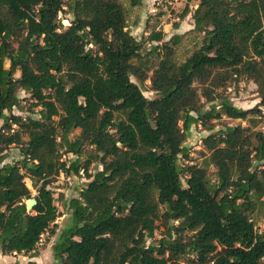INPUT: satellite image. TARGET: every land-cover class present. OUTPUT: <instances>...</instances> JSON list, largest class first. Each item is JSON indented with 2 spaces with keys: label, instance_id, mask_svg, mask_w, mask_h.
Listing matches in <instances>:
<instances>
[{
  "label": "trees",
  "instance_id": "obj_1",
  "mask_svg": "<svg viewBox=\"0 0 264 264\" xmlns=\"http://www.w3.org/2000/svg\"><path fill=\"white\" fill-rule=\"evenodd\" d=\"M67 1L72 19L63 26L64 0H0V252L34 253L54 234L51 178L83 169L88 181L68 200L51 264H264V232L241 203L264 193V132L255 128L264 118V0H195L193 29L202 38L183 61L173 57L180 37L159 43L160 30L144 50L118 0ZM132 76L140 85L148 79L155 97ZM241 76L256 84V105L220 97L203 108L200 97L214 101ZM19 90L39 118L12 113ZM222 116L246 125L208 134L202 162H189L190 125L210 130ZM12 145L22 158L5 163ZM86 145L91 158L79 164ZM66 155L75 158L67 163ZM92 160L101 169L91 174ZM25 178L37 200L29 211ZM159 225L162 236L146 244Z\"/></svg>",
  "mask_w": 264,
  "mask_h": 264
},
{
  "label": "rangeland",
  "instance_id": "obj_2",
  "mask_svg": "<svg viewBox=\"0 0 264 264\" xmlns=\"http://www.w3.org/2000/svg\"><path fill=\"white\" fill-rule=\"evenodd\" d=\"M118 1L122 3L126 12L127 26L125 29L130 33H135L136 35L134 37L137 40H142L144 50L149 46V44L146 42V36L151 31V29H147L145 27V19H147L151 25H153L152 28H158L164 32L163 40H170V38L177 32L174 29L175 26L183 23L184 27L181 30L179 29V42L173 46V57L177 61H183L200 45L202 33L196 32L193 29H188L189 27H187L188 25L186 24L192 22L190 19L191 17H189V13H192L197 1L192 0L188 3L190 8L184 17H181L180 14L187 3V0H141L140 4L135 6L130 5L129 0ZM67 10L68 1L64 0L63 11L59 12L58 14L63 26L68 25L72 19V14H70ZM159 12H162L163 15H161L160 18H156ZM144 32H146V34H144ZM156 54L157 52L153 53L152 57H155ZM18 74L19 73L16 72L15 76H18ZM131 79L140 85L136 78L132 76ZM140 86L146 98L152 99L155 97L153 91L149 89L148 79H146ZM216 92L217 97L212 102H207L203 97H200V103L204 109H206L212 103H219L220 97H225L233 105L244 109L251 108L259 102L256 84L251 79L244 76L238 77L235 80H231L225 87L217 89ZM18 95L20 99L19 105L12 109V113L18 114L22 117L31 116L33 118H39V108L31 106L32 99L30 95L23 92L22 90L18 91ZM30 108L32 110H30ZM261 108L264 109L263 106ZM181 124L182 121H179V125ZM208 124L213 125L212 129L206 130L200 122L191 124L189 131L185 136L183 146L188 148L189 162L191 163L200 164L202 162V156L200 154V151L204 150L202 138L206 137L210 133L215 132L216 130L223 128L225 125H246V122L240 119H231L226 116H222L220 119L211 120ZM255 128L256 130H262L264 132V118L261 119ZM78 133L79 129H75L70 134V137L72 138ZM23 138L25 139L26 135H23ZM92 152V147L86 145L83 148L82 155L79 157V164H83L86 159L91 158ZM3 156V162L5 163L19 162L22 158L19 147L13 145L4 150ZM74 158L75 156L72 155L62 156V159L66 160L67 163L69 160ZM180 163H185L184 159H180ZM98 169H101V165H99L96 160H92L88 166V172L92 174ZM208 169L211 178L214 179V167L210 166ZM51 180L52 181L49 187L53 192V197L55 199L54 204L57 206L59 212V216L55 220V233L52 235L45 233L41 237L37 250L34 253H29L26 255L29 257L43 255L46 258L44 264H51L53 262L52 244L56 240L58 234L68 223V200L72 197H77L79 195L78 187L82 186L88 181L83 169H80L77 175H66L60 172L59 174L52 177ZM25 182L31 189L32 196H35L36 192L34 189H32L30 180L25 178ZM241 203L245 208L249 209L256 231L264 232V193L259 199L249 197L243 199ZM162 231L163 227L161 225L157 226V228L154 230L153 236L146 239V244L151 242L154 243L156 240H158L162 236ZM15 256L22 258L25 255L16 254ZM188 258L189 257H182L180 260L185 264H190V262H188ZM4 262L5 258H0V264H5Z\"/></svg>",
  "mask_w": 264,
  "mask_h": 264
},
{
  "label": "crops",
  "instance_id": "obj_3",
  "mask_svg": "<svg viewBox=\"0 0 264 264\" xmlns=\"http://www.w3.org/2000/svg\"><path fill=\"white\" fill-rule=\"evenodd\" d=\"M161 15H163V13L162 12H159V14H157V16H156V18H160L161 17ZM188 17V16H187ZM189 17H191V13H189ZM191 19V21L192 22H189V23H186L188 26L187 27H189L188 29H193V27H194V24H193V19H192V17L190 18ZM144 23H145V27L147 28V29H151V31L152 30H160V29H156V28H152V26L153 25H151V23L147 20V19H145L144 20ZM184 26H183V23H180V24H178L177 26H175V30L177 31L176 32V34H174L173 36H178V34H179V29L181 30L182 28H183ZM139 28V27H138ZM194 30V29H193ZM150 31V32H151ZM161 31V30H160ZM149 32V33H150ZM162 32V34H163V37H164V32L163 31H161ZM148 33V34H149ZM131 34L133 35V36H135L136 34L135 33H133V32H131ZM144 34H146V32H144ZM147 34V35H148ZM147 37V36H146ZM163 41H168V40H163V38H162V40L161 41H159V43H161V42H163ZM155 43V42H154ZM149 44V43H148ZM51 251V250H50ZM15 253H13V254H2L1 252H0V258L2 259V258H5V264H7L9 261L10 262H14V261H16V260H18L19 261V263L20 264H27V262H29V261H35L37 264H44L45 263V261H46V258H45V256H43V255H38V256H32V257H29V256H23L22 258L21 257H19V256H15L14 255ZM9 262V263H10Z\"/></svg>",
  "mask_w": 264,
  "mask_h": 264
},
{
  "label": "water",
  "instance_id": "obj_4",
  "mask_svg": "<svg viewBox=\"0 0 264 264\" xmlns=\"http://www.w3.org/2000/svg\"><path fill=\"white\" fill-rule=\"evenodd\" d=\"M37 200L34 196L28 198L25 200V206H26V209L29 211V210H32L33 207L35 206Z\"/></svg>",
  "mask_w": 264,
  "mask_h": 264
}]
</instances>
